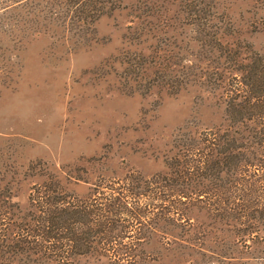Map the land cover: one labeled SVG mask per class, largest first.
Wrapping results in <instances>:
<instances>
[{
	"label": "trees",
	"instance_id": "16d2710c",
	"mask_svg": "<svg viewBox=\"0 0 264 264\" xmlns=\"http://www.w3.org/2000/svg\"><path fill=\"white\" fill-rule=\"evenodd\" d=\"M103 19L127 46L104 77L154 96L162 130L166 97L191 114L117 163L107 145L79 168L0 164V264H264V0H0V33L67 54Z\"/></svg>",
	"mask_w": 264,
	"mask_h": 264
},
{
	"label": "rangeland",
	"instance_id": "374dc122",
	"mask_svg": "<svg viewBox=\"0 0 264 264\" xmlns=\"http://www.w3.org/2000/svg\"><path fill=\"white\" fill-rule=\"evenodd\" d=\"M96 30L100 45L76 54L65 53L50 36L21 39L0 33V164L42 160L79 168L102 156L107 145L123 148L117 163L132 156L129 150L145 148L142 143L151 133L162 130L152 122L154 96L124 95L112 78L104 77L122 71L116 63L104 65L117 49L127 47L121 43L122 31L107 19ZM255 42L264 43V35ZM158 114L166 126L162 132L181 124L191 114L190 97H166ZM130 160L146 174L159 168L136 157ZM23 194L24 199L26 190Z\"/></svg>",
	"mask_w": 264,
	"mask_h": 264
}]
</instances>
